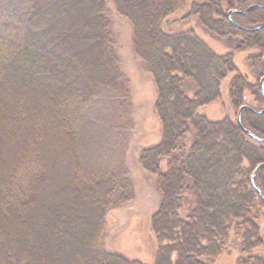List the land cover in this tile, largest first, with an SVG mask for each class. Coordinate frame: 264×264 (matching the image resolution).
<instances>
[{"label":"trees","instance_id":"obj_1","mask_svg":"<svg viewBox=\"0 0 264 264\" xmlns=\"http://www.w3.org/2000/svg\"><path fill=\"white\" fill-rule=\"evenodd\" d=\"M111 1L131 22L135 53L152 75L158 94L155 109L162 140L141 155L142 167L155 175L162 195L151 219L158 241L154 264H208L220 256L231 225L235 221L253 225V210L264 207V168L253 178L262 176L261 182L253 186L251 181L256 167L264 164V145L249 142L229 117L210 121L197 110L219 98L224 82L229 94L223 89L221 97L232 99L238 109L244 91L263 100L264 89L247 84L232 55L216 54L191 27L171 33L165 24L198 16L199 25L214 32L223 23L214 18L221 16L219 4L232 6L244 0ZM233 15L243 24L264 23V8ZM227 23L226 34L233 35L235 26ZM240 32L245 33V47L264 53V29ZM257 53L250 58L253 66L262 64L263 74L264 55ZM185 79L193 80L198 89L193 99L182 89ZM127 103L103 0H0V264H144L103 250L100 238L107 204L101 192L83 193L75 201L54 202L46 195L40 203L35 201L40 188L33 177L44 139L54 142L68 134L75 141L77 120L85 113L102 110L120 116ZM20 119L28 121L27 126L30 120L38 121L44 134L41 142L24 146L28 172L23 177L3 174L8 160L4 129ZM240 119L256 137L264 135V113L244 109ZM247 119L250 127L244 125ZM244 161L252 171L244 168ZM86 168H81L86 180L108 193L111 174L96 165ZM188 182L195 206L184 216L182 194ZM41 211L49 219H42ZM253 238L259 241L256 235ZM248 239L244 238V251L259 248L250 243L252 237ZM254 259V264H264V257Z\"/></svg>","mask_w":264,"mask_h":264},{"label":"rangeland","instance_id":"obj_2","mask_svg":"<svg viewBox=\"0 0 264 264\" xmlns=\"http://www.w3.org/2000/svg\"><path fill=\"white\" fill-rule=\"evenodd\" d=\"M103 1L105 17L118 58V67L127 90V108L120 111V116L116 114L111 116L102 110L85 113L84 118L77 120L75 141L68 134L59 135L54 142L48 140V137L44 139L38 174L33 177L40 188L35 201L40 203L44 195L50 200L56 199L54 202H63L67 199L75 201L81 200L83 193L101 192L107 204V215L100 238L103 250L130 261L152 264L158 250V241L151 228V219L159 209L162 195L155 175L142 167L141 155L145 149L158 145L162 140V125L155 109L157 88L152 75L146 70L144 61L135 53L131 22L118 13L111 0ZM196 2L202 4L204 0H196ZM254 3L264 4V0H244L232 6L224 2L220 3L217 10L221 16L215 15L214 18L218 21L222 19L223 23L221 25L218 23L214 27V32L200 26L198 16L169 20L165 24V30L174 33L191 27L194 33L205 40L216 54H231L233 65L240 75L245 77L246 83L256 87L260 84V77L264 76V73L259 74L261 63L252 65L250 54L259 52L257 54L262 57L263 51H259L256 47L252 49L245 47L242 44L245 33L240 32L242 30L239 31L233 27L231 32L233 35L226 34L227 21L230 24L231 21L239 23L250 29L262 24V22H255L247 25L243 24L239 16L227 17L229 10L245 11ZM233 77L234 75L230 74V78ZM182 89L191 99L198 93L191 79L183 81ZM223 89L226 95L229 94V89L224 82L219 90V98L199 107L197 113L210 121H221L229 117L233 123H237L239 109L233 105L232 99L223 100L220 95ZM241 104L255 111L264 109V99H260L248 90L244 91ZM30 121L31 124L28 126V121L25 119L24 121L15 120V123L17 122L15 126H11L10 122L5 126L4 143H6L8 160L3 168V174L15 173L21 177L26 176L28 170L25 169L22 159L24 146L28 142L33 144L41 142L44 135L38 130L39 122ZM245 122L246 127L251 126L250 119ZM261 127L264 131V123ZM259 138L263 139L264 135H260ZM247 140L257 146L264 145L248 135ZM83 141L85 143H82ZM93 165L103 167L104 172L111 174L112 186L108 193L105 192V187L100 188L86 180L87 174L81 168L89 169ZM243 166L252 171L247 161H244ZM30 173H27V177L28 175L31 177ZM87 173L90 174L89 171ZM261 177L253 179L254 184H259ZM190 187L191 182H188L182 194L184 216L189 214L195 206ZM40 214L42 219H49L44 211ZM250 218L253 225L240 223V221H235L231 225L220 256L213 261L208 260V264H254L255 255L264 257V244L261 245L264 240V207H256ZM255 235L259 241L253 238ZM248 237H252L250 240L252 246L259 244V248L255 251L249 247L244 251V238H247L249 242Z\"/></svg>","mask_w":264,"mask_h":264},{"label":"water","instance_id":"obj_3","mask_svg":"<svg viewBox=\"0 0 264 264\" xmlns=\"http://www.w3.org/2000/svg\"><path fill=\"white\" fill-rule=\"evenodd\" d=\"M253 7H260V6H257V5H256V6H250V7L247 8L245 11L230 10V11H228V13H227V17L230 18V16H231L233 13H236V14H244V13H246L247 11H249V10H250L251 8H253ZM168 21H169V20H167L166 22H168ZM231 24H232L233 26H235L236 28H238V29L245 30V31H250V32L258 31V30L264 28V24H263V25H260V26H258V27H256V28H253V29L243 28V27L239 26L238 24L234 23L233 21H231ZM263 59H264V58H263ZM263 82H264V77H262L261 80H260V84H261V88H262V90H263ZM244 109H246V110H250V111H252L253 113H256V114H262V113H264V109L261 110V111H255V110H253L251 107H249V106H247V105H244V106H242V107L239 109V112H238V115H237V123H238L239 127L243 130V132H244L245 134H247L248 136L252 137L253 139L257 140L258 142H264V139H260V138L256 137V136H255L250 130H248V129H246L245 127L242 126L240 116H241V112H242ZM261 168H264V164H260V165L257 166L256 169L254 170V173H253V175H252V179H251L253 186H255L254 183H253V178H254V176L256 175V173L258 172V170L261 169Z\"/></svg>","mask_w":264,"mask_h":264},{"label":"flooded vegetation","instance_id":"obj_4","mask_svg":"<svg viewBox=\"0 0 264 264\" xmlns=\"http://www.w3.org/2000/svg\"><path fill=\"white\" fill-rule=\"evenodd\" d=\"M260 6V8H264V4H259V3H254V4H251L250 6ZM249 6V7H250ZM246 10V9H245ZM264 23H262V24H260V25H263ZM259 25V26H260ZM258 27V26H257ZM256 28V27H255ZM247 29H250V28H247ZM262 29H264V28H262ZM239 30H241V29H239ZM261 30V29H260ZM260 30H258V31H260ZM243 32H246V33H249L250 31H245V30H242ZM254 32H256V31H254ZM237 48V47H236ZM262 77H264V76H262ZM262 77H260V80H261V78ZM263 85H264V82H263ZM260 87H261V84H260ZM262 89V88H261ZM264 89V88H263ZM263 91V90H262ZM243 112V111H242ZM242 112H241V114H242ZM264 139V138H263ZM261 143H264V142H261Z\"/></svg>","mask_w":264,"mask_h":264},{"label":"crops","instance_id":"obj_5","mask_svg":"<svg viewBox=\"0 0 264 264\" xmlns=\"http://www.w3.org/2000/svg\"><path fill=\"white\" fill-rule=\"evenodd\" d=\"M203 40V39H202ZM203 41H205V40H203ZM206 42V41H205ZM208 45V44H207ZM155 263V257H154V260H153V263L152 264H154ZM147 264H151V263H147Z\"/></svg>","mask_w":264,"mask_h":264}]
</instances>
